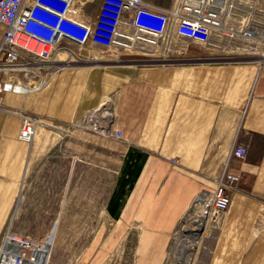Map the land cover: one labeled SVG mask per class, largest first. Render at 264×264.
Wrapping results in <instances>:
<instances>
[{
  "label": "crops",
  "instance_id": "crops-1",
  "mask_svg": "<svg viewBox=\"0 0 264 264\" xmlns=\"http://www.w3.org/2000/svg\"><path fill=\"white\" fill-rule=\"evenodd\" d=\"M210 55L201 47L169 63L139 64L124 55L106 64L71 63L39 90L2 93L4 105L58 126L39 125L25 142L17 136L20 118L0 112V235L8 221L29 237L53 230L47 264H104L107 251L133 234L130 264H165L177 223L225 167L239 176L236 190L192 244L194 262L264 264V61ZM105 97L120 138L99 136L108 151L103 161L91 153L75 161V140L90 137L95 145L97 135L65 134L61 126ZM241 144L245 158L230 157ZM189 251L186 259L193 246Z\"/></svg>",
  "mask_w": 264,
  "mask_h": 264
},
{
  "label": "built area",
  "instance_id": "built-area-1",
  "mask_svg": "<svg viewBox=\"0 0 264 264\" xmlns=\"http://www.w3.org/2000/svg\"><path fill=\"white\" fill-rule=\"evenodd\" d=\"M89 2L0 0V112L20 118V140L30 142L39 125H58L21 108L4 105L2 93L39 90L62 68L71 63L77 65L74 59H101L100 55L90 54L95 46L111 51L106 62L113 58L123 60L124 55L135 62L169 63L183 58L178 55L188 51L186 43L206 48L213 60L264 61V0H173L168 7L146 0H98L95 10L88 8ZM82 49L88 51L87 56L81 54ZM107 100L67 124L65 131L69 127L75 129V125L85 126L82 120L94 114L100 119L98 113ZM110 119L111 115L107 130L101 134L119 139V131H111ZM246 151L245 145H237L229 156L244 159ZM238 179L237 174L224 167L211 189L198 192L207 194L200 211L191 216L195 218L199 213L204 218L199 237L208 218L227 209ZM46 234L29 237L16 233L8 221L0 235V264H38L36 249L42 246ZM194 251L190 259L180 261L176 256L175 261L195 264Z\"/></svg>",
  "mask_w": 264,
  "mask_h": 264
},
{
  "label": "rangeland",
  "instance_id": "rangeland-1",
  "mask_svg": "<svg viewBox=\"0 0 264 264\" xmlns=\"http://www.w3.org/2000/svg\"><path fill=\"white\" fill-rule=\"evenodd\" d=\"M97 4H98V0H90V2L88 4V8L95 10L97 7ZM186 46H187L188 51H197V50L200 51L201 50V47L198 46L197 44H194V43H186ZM72 48L74 50L78 51L76 46H72ZM92 50H93V52L91 51L90 54L91 55L97 54L98 56L100 55L101 60H105L106 59L105 57H107V58L110 57L111 51H109V50L106 51V50H104L100 47H97V46L92 47ZM79 51L81 52L82 55L87 56V54H88V51L86 49H82ZM75 60H77L76 61L77 65H86V64L87 65H90V64L91 65H98L101 63H103V64L108 63V62H104V61L94 62L93 60H92L93 61V63H92V61L90 60L89 57H87V59H81V60L75 59ZM169 62H173V61H169ZM138 63L139 64H147V63H141V62H138ZM106 99H109V98L105 97L104 101ZM110 105H111L110 101L107 100L105 102L104 108L98 114H100L101 116H104L105 115L104 113L106 111L111 114ZM61 128L63 129V131L66 130V126H63V127L61 126ZM77 129H82L83 131L88 132V133H95L97 136L94 139V141L96 142L95 145H93V144L89 145V143L87 142V139H91L90 137L89 138L86 137L84 142H81V143H78L80 141L75 140L76 141L75 142V161H78L80 159L86 161L87 159H83L84 157L82 158L81 155L86 156L88 153H91L90 156L92 157V160H95V162L103 161L105 158V155L107 156L108 151L105 150V146H102V145L99 146V144H98L99 140H100L99 136L101 135V132L98 130H95L91 127H85V126L79 127V126L75 125V132ZM71 130H72V128L69 127L68 131H65V134L69 133ZM33 137H34V135H33ZM33 137H32V140H33ZM65 137L67 138V136L64 135L63 139H65ZM32 140L30 141L31 143H32ZM58 146L61 147L62 142H60ZM88 147L90 149V152H88V150H87ZM54 151H55V149H53L52 152L54 153ZM100 174H101L100 171H96L97 177ZM195 203H197L196 200H194V202L185 211L183 218L181 219V221L178 225L177 233L174 234V244L171 246V248L168 252L165 264H178L175 261L176 256H174V255H175L176 250H177V252L179 251V249L181 250V246L179 245L175 248V245L180 241H181L180 244H182V245L184 244L183 240L185 239L186 234L188 233V231L191 227L190 226L191 223H190L189 218L192 216L193 212H196V209L194 208ZM196 214H198V213H196ZM39 234H45V233H39ZM35 236H33V237H35ZM197 239H196V241H197ZM43 241H45V248L39 254L38 260H40V264H47L49 257H50V253H51V247H52V244L54 243V232H53V230H51L49 233H47L45 235ZM133 242H134V235L133 234L127 235L126 238L122 241V243H119L113 250L107 251V253H108L107 257H106L107 259L105 260L104 264H130L131 257H132ZM195 248L196 247L194 246L193 250ZM77 254H78V251L75 250V257ZM75 264H77V263H75Z\"/></svg>",
  "mask_w": 264,
  "mask_h": 264
},
{
  "label": "bare ground",
  "instance_id": "bare-ground-1",
  "mask_svg": "<svg viewBox=\"0 0 264 264\" xmlns=\"http://www.w3.org/2000/svg\"><path fill=\"white\" fill-rule=\"evenodd\" d=\"M90 60L91 61L93 60L94 62L101 61L100 58H98L96 56H93L92 58H90ZM93 61H92V63H93ZM104 62H106V61H104ZM104 114H105L104 116H101L100 114H98L100 119L95 118L97 116V114L89 116L86 119L82 120V125H85L87 127H91V128L98 130L100 132H105L107 130V124H108V120H109L111 114L107 111ZM206 196L207 195H203V196L197 195V197H196L197 203L194 204V208L196 209V212H198V210L201 209V206H202L203 201H204ZM189 220L191 223V225H190L191 228L189 229L188 233L186 234L185 239L183 240V242H184L183 247H181V250L175 254V256H178L180 261H183V259H186V256H188V254H190L189 248H192L191 244L196 242L195 240L197 238H199L200 229H201L202 225L204 224V218L199 213H198V216H196L195 218L190 217ZM44 248H45V241L41 247L36 249V253H38V257H39V254L42 252V250H44ZM38 264H40V260H39Z\"/></svg>",
  "mask_w": 264,
  "mask_h": 264
}]
</instances>
